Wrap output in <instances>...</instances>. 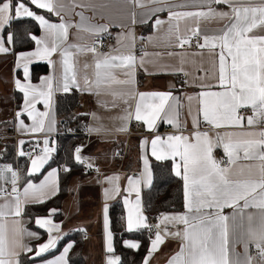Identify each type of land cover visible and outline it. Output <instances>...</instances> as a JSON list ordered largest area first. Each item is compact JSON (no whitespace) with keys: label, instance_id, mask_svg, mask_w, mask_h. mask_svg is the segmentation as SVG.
Instances as JSON below:
<instances>
[{"label":"snow or ice","instance_id":"6c2138e0","mask_svg":"<svg viewBox=\"0 0 264 264\" xmlns=\"http://www.w3.org/2000/svg\"><path fill=\"white\" fill-rule=\"evenodd\" d=\"M152 3L161 4V7L154 9L155 13L168 11L169 20L157 19V28L165 23L169 24L168 39L173 37L176 46H195L206 50L213 59V66L216 68L214 79L215 84L201 83L203 89L195 97L188 96V112L192 114V101L197 102V114L192 119V130L188 135L187 123L179 120V113L176 107L180 106L178 97H174L171 91L168 92H138L132 93L113 92V97L123 99L131 96L135 100L134 109L129 104L125 115L121 119L127 124L132 120L141 122L148 131L157 128L158 121H164L176 128V132L162 137L159 134L149 142L142 140L141 146L151 144V155L156 161L173 162L172 170L177 177L183 180L184 213L161 214L155 225L149 224L141 207V184L145 187L152 185V171L147 155L143 156V171L140 176H129L128 186L125 191L130 196L135 193V200L127 196L124 204L127 207L126 226L127 231L149 229L154 231V238H151V246L147 255L143 258V264H151L153 254L160 245L165 242L166 237L171 236L181 241L179 250L167 261V264H264V130L258 133V139L253 138L257 134L248 132L218 131L221 128H242L246 120L247 126L264 124V0L253 3L238 2V0H206V9L200 11H172L173 5L168 0H151ZM29 4L37 9H46L49 13L60 16L55 0H0V53L11 51L9 45L16 42V34L6 31L13 21L24 18H31L38 22L44 32L39 37L29 34L28 38L35 42L36 48L31 52L18 54L16 68H22L24 82L15 80V87L23 93V107L16 112V119L21 130H28L32 133L45 131V120L50 116L53 94L56 91L69 93L73 88L79 90L96 91L100 95L99 87L102 83L131 85L135 82V70L137 57L129 52L127 54L112 52L104 53L93 45L68 44L69 29L73 24L60 18L59 23H53L44 15L37 14ZM215 5H225L228 11L217 10ZM62 7V5H61ZM81 15L82 20L83 15ZM188 18L192 19H217L227 21L217 34H202L198 26L185 28L181 32L180 22ZM175 21V23H173ZM146 21H141L144 23ZM133 23L135 20L133 19ZM80 27L81 25H75ZM107 25H91L90 30L94 33L107 32ZM135 40L131 31L124 36ZM151 41V37L148 38ZM202 39V42H201ZM118 43L121 37H117ZM103 45L101 44V47ZM71 49H75L73 52ZM57 54L59 59H52ZM90 54L92 62L79 60V55ZM33 58L47 60L56 71V87L53 86V77L42 78L39 85H33L30 80L29 63ZM143 64V59L140 60ZM178 71H183V67ZM123 75L124 79L118 76ZM94 77V79H93ZM218 88L219 90H211ZM138 97V99H137ZM171 101V103H170ZM128 103V100H124ZM42 103L45 111L41 112L37 104ZM115 106V101L113 102ZM250 110L252 115L245 116L242 113ZM26 115L31 119V126L26 125L22 116ZM96 119L95 113H92ZM202 116V121L200 119ZM209 127L201 130V123ZM50 121L48 131L53 129ZM99 129L89 128V131ZM126 126L119 131H127ZM22 146L25 141H20ZM36 142L32 152L26 153L20 148L18 154L21 157L28 156L30 167L24 176L18 170H14L10 164L0 165V264H22L21 253H32L33 248L23 243L22 240H13L11 245L6 237V226L2 218L6 215L20 217L22 215V203H44L50 196H55L60 191L58 170L52 169L44 175L39 183H33L29 177L42 173L45 165L52 159L55 147H50V139ZM222 147L226 158L217 159L214 149ZM37 149L39 151L37 152ZM82 148L77 147L74 152V159L79 164H85L87 157L81 155ZM242 153V156H241ZM259 161V179H234L232 165L238 160ZM88 169L94 165L91 162L86 164ZM248 172L251 174L252 166L249 165ZM64 172L71 169L64 167ZM99 172V169H96ZM241 169L240 175H243ZM105 182L111 185L105 188L106 198H111L120 193L118 175L106 176ZM10 180V191L4 187ZM25 180L22 192L18 188V182ZM41 194L44 198H41ZM12 197H15L13 200ZM23 197V201L21 200ZM31 198V200L29 199ZM242 202V203H241ZM225 208L233 209L231 215L224 214ZM254 208L261 213V224L258 229L252 227L254 215L247 214L249 227L246 232L230 240L229 221L235 222L240 217L243 228L245 210ZM56 209H51L49 217L37 218L36 224L48 232V240L39 244L34 255L41 256L57 246L61 236L52 235L59 232L60 225L50 218L55 215ZM17 224L16 232L21 236L27 235L39 238L35 232ZM169 226L175 229L170 230ZM104 228L106 235V251L109 254L106 264H121L120 257L115 256L112 244V232L109 230L108 206L104 207ZM128 248L138 249V242L124 241ZM243 244L244 252L235 251L236 245ZM73 244L69 243L64 247L63 252L46 264H69V252ZM254 247L255 254L251 248ZM19 249V251H17ZM235 257V258H233ZM243 257V258H241Z\"/></svg>","mask_w":264,"mask_h":264},{"label":"crops","instance_id":"0c3cea01","mask_svg":"<svg viewBox=\"0 0 264 264\" xmlns=\"http://www.w3.org/2000/svg\"><path fill=\"white\" fill-rule=\"evenodd\" d=\"M28 0H25L27 3ZM238 2L248 3L249 0H238ZM251 2L256 3L258 0H251ZM57 9L60 12V16L52 13L56 16V20H50L46 15L37 12L39 15H44L46 19L53 23H59L60 18L63 17L65 21H69L73 24V27L69 29V36L67 39L68 44L73 45H91L93 38L96 35H104L107 33L111 37V48L110 50L104 52H112L127 54L132 52L137 57V67L135 70V82L131 85H119V84H107L102 83L99 87L100 95H97L96 91L79 90L73 88L72 90H78L82 95V105L80 108L81 113L88 114V125L86 133V140L84 143L80 144L79 147L82 148L81 155L87 157L88 161L91 162L94 167L100 169L101 173H95L89 171L86 173H81L75 175L70 182L69 195L65 197L63 203V220L61 222L55 221L53 217L50 218L56 224L60 225L59 232H53L52 235H58L63 237L65 234L78 230L83 233L85 238V255L88 259V264H106L108 253L106 251V235L104 228V207L108 206V218H109V230L112 232V244L114 248V232L111 229V219H110V205L120 200L124 208V223L126 226V216L127 207L124 204V199L127 196L130 200H135V193L130 196L125 191L128 186L127 178L129 176L138 177L143 171V159L142 157L147 155L149 157V162L151 166V160L155 159L151 155V144L141 146V142L147 139L149 142L158 134V130L164 126H172L164 121H158L157 128L154 131H148L146 126L135 120L130 122H125L121 119L125 115V110L128 109L129 104L132 105L134 109L135 100L131 96H125L123 99L119 97H113L111 93L113 92H124L132 93L133 95L138 92H168L171 91L174 97H178L180 100V106L176 107V111L179 113V120L183 124L187 123V130L184 131L185 135H188L192 130V119L193 116L197 114V102L192 101V114L189 115L188 112V96H196L203 89L200 87L201 83L204 84H215L214 79L216 68L213 66V59L210 57L206 50H203L201 55L200 49H184L176 46V40L174 37L169 40V24L165 23L159 28L155 25L157 19L168 21L169 14L168 11L155 13L153 10L161 7V4L152 3L151 0H55ZM168 3L173 5L172 11L185 12V11H200L206 9V0H168ZM62 5V7H61ZM30 7V5H29ZM217 10L228 11V7L225 5H215ZM47 11L46 9H42ZM83 15V20L81 15ZM133 19L135 23H133ZM141 21H146L141 23ZM151 23L152 29L148 30L146 33H142V27L146 24ZM175 23V21H173ZM227 21H220L217 19H192L188 18L180 22L181 32L185 28H193L198 26L202 34L213 35L217 34L218 31L223 28ZM75 25H81L76 27ZM91 25H107V32L105 33H94L90 30ZM134 33L135 40L131 38H124L129 32ZM44 35L41 29L37 37ZM121 37L120 43L117 41V37ZM151 37V41H149ZM11 51L8 53H0V135L6 134L12 130H16L24 139L37 138L41 144L45 138L50 139V147H55L57 149V143L54 141L55 136L58 134V122L59 117L56 114V97L59 93L63 91H56L53 94V103L51 108L50 116L45 120V131L40 133H32L28 130H21L19 127V122L16 119V112L23 107V93L20 92L15 87V80L20 79L24 82V73L22 68H16V63L18 59V54H12L13 44L9 45ZM35 47L26 52H31ZM75 52V49H71ZM52 59L58 60L57 54H53ZM92 62V57L90 54H80L79 60L83 62L84 60ZM143 59V64H140V60ZM48 61L33 58L31 63H29V74L30 80L33 85H39L42 78L46 76L53 77V86L56 87V76L57 73L53 67L49 64V71L44 73L38 81H32L31 78V66L35 63ZM183 67V71H178L179 68ZM20 70V71H18ZM21 72L20 74L17 73ZM5 75V78L4 76ZM119 79H124L123 75L118 76ZM94 79V77H93ZM71 90V91H72ZM211 90H219L218 88H213ZM19 95L21 97L20 105H17L16 97ZM138 99V97H137ZM124 100H128L125 103ZM115 101V106L113 102ZM171 103V101H170ZM37 108L39 111H45L43 104L38 103ZM92 113H95L96 119H93ZM252 115L249 110L245 116ZM21 119L24 120L26 125L31 126L32 121L26 115L22 116ZM202 121V116H200ZM50 121H54L51 124L52 131H48L50 126ZM137 122L140 127L133 128V124ZM126 126L127 131H119L121 127ZM175 128L174 126H172ZM201 130L207 129L209 126L202 122ZM89 128L99 129L98 131H89ZM176 130V128H175ZM264 130V124L255 125L252 127L247 126L246 120L244 121V127L242 128H221L218 131H233V132H254L257 135L253 138H259L258 133ZM170 134V133H169ZM165 137L166 134H159ZM126 146L127 151L126 157L122 162V167L119 170V162L115 158L117 150L121 147ZM43 147V144H42ZM217 152H223L222 147L214 149V155ZM224 153V152H223ZM53 155V154H52ZM242 156V153H241ZM17 163L0 162V165L10 164L14 170H18L21 173V166L19 164V159H16ZM259 161L257 160H238L234 165H232V173L234 179H259L260 169ZM25 172H27L30 167V160L25 162ZM251 165V174L249 175L248 167ZM52 169L59 168H49L48 171ZM241 169H244L243 175H240ZM136 171L134 174L132 172ZM152 171V168H151ZM44 175L37 181L33 183H39ZM118 175L120 193L114 195L111 198H106L104 189L110 188L107 182H105L106 176ZM58 180H59V170H58ZM11 184L10 180L4 185ZM18 188L22 192L23 186L21 181L18 182ZM146 187L141 184V207L146 215L143 205V191ZM49 197L50 196L49 194ZM41 198L44 195L41 194ZM14 200L15 197H12ZM31 200V198H29ZM48 199V198H47ZM23 201V197H21ZM3 199H0V203H4ZM32 202H28L29 204ZM242 203V202H241ZM22 203V208L25 205ZM186 210L182 211H168L161 214H174V213H184ZM233 209L225 208L224 214L231 215ZM23 213V211H22ZM252 213L254 215V220L252 222V227L258 229L261 224V213L254 208L245 210V218L243 220V228L239 225L241 224L240 217L237 216L235 222L229 221V236L230 240L236 238L241 234V232H246L249 223L247 221V214ZM159 214L158 217L161 215ZM38 217V218H45ZM20 221V226L26 228L30 232H35L40 237V232L36 229H32L26 226V220L21 215L16 217L14 215H6L2 218V222L6 226V237L11 245V242L15 240H22L23 243L29 245L33 248V255L39 244L45 243L48 240V232L42 240H37V238L29 237L26 234L21 236L16 232L17 224L15 221ZM148 222V221H147ZM158 222V221H157ZM170 230L175 231L174 228L169 226ZM46 230V229H45ZM154 238V237H151ZM39 239V238H38ZM34 241H36L34 243ZM126 241L138 242L135 239H127ZM181 241L177 238L168 236L165 242L160 245L158 250L153 254L151 258V264H167V261L179 250ZM67 246V245H66ZM151 246V243H150ZM54 249V248H53ZM64 249V248H63ZM52 250V249H51ZM19 251V249H17ZM235 251L238 253L244 252L243 244L236 245ZM253 254L254 248H251ZM63 252L60 251L58 254L32 264H46L47 261L55 259ZM23 253V252H22ZM21 253V254H22ZM115 256H119L116 252L113 253ZM35 256V255H34ZM235 258V257H233ZM243 258V257H241ZM121 259V257H120Z\"/></svg>","mask_w":264,"mask_h":264},{"label":"trees","instance_id":"16d2710c","mask_svg":"<svg viewBox=\"0 0 264 264\" xmlns=\"http://www.w3.org/2000/svg\"><path fill=\"white\" fill-rule=\"evenodd\" d=\"M30 7L33 11L46 15L50 20L57 19L56 16H53V14L48 11L37 9L32 5H30ZM151 29V23H148L142 27V33L144 34ZM6 31H11L16 34V42L13 44L12 49V54L14 55L19 52L30 51L35 47V42L28 38V36L29 34L37 36L41 31V27L35 20L24 18L19 21H13L10 28ZM48 71V63L37 62L33 64L30 72L32 81H38L40 77ZM20 73L21 72L18 74ZM81 98V93L76 89L69 93L63 92L57 95L55 99V108L56 114L59 117V122L57 127L58 134L54 138V141L57 143V149L53 153L52 159L45 165L42 173H38L34 177H29L32 181H37L49 168H59L60 191L58 194L46 199L44 203L26 204L23 209L22 216L26 220V226L36 229L41 233L37 240L45 238L47 232L36 224V219L38 217L49 216L50 210L56 209L57 212L52 217L55 221L61 222L64 217L62 212L63 203L66 199L65 197L69 195L70 182L75 175L84 172L81 164L77 163L74 159L75 149L82 144L83 139L86 140L87 136L85 131L88 125V114L81 113L80 111L82 105ZM15 102H17V105H20L21 97L19 95H17ZM2 145L3 150L0 152V162L16 164L15 148L12 140L6 139L3 141ZM27 160L23 157L19 159L21 176H24L26 173L24 164ZM172 165L173 162L171 160H151L152 185L146 187L142 194L143 209L146 212L148 222L161 213L184 210L183 180L181 177L175 175L172 170ZM64 167L70 168L71 171L64 172L62 170ZM24 184L25 180H21V185ZM110 219L111 229L114 232V252L120 255L121 264H143V258L147 255L152 237L148 229H140L131 232L127 231L124 223V208L120 200L110 205ZM127 239L138 240L140 247L138 249L126 247L124 241ZM35 242L36 241H34V243ZM69 243L73 244L68 254L69 264H88L89 261L85 255V238L82 232L78 230L65 234L62 239L58 241L57 246L49 252L39 257L34 256L33 252H23L20 259L22 264L37 263L45 258L48 259L58 254Z\"/></svg>","mask_w":264,"mask_h":264},{"label":"built area","instance_id":"2783aa9c","mask_svg":"<svg viewBox=\"0 0 264 264\" xmlns=\"http://www.w3.org/2000/svg\"><path fill=\"white\" fill-rule=\"evenodd\" d=\"M201 42H202V39H201ZM95 44V46L98 48L99 51H102V52H106L108 50H110L111 48V37L109 35L104 34V35H96L94 36L93 38V42L91 43V45ZM101 44L103 45L101 47ZM184 49H198L196 46H195V42H193V45L192 46H185ZM249 111V110H248ZM248 111L246 112H243L242 114L243 115H246L248 113ZM138 126L140 127V124H138L137 122H135L133 124V128H138ZM177 130H175V128H173L172 126H164L163 128H161L160 130H158V134H169V133H174L176 132ZM6 139H10L12 140L13 144H14V148H15V158L16 159H20L21 156H19L18 152L20 150V148L22 147L23 151H25L26 153H30L33 151V149L36 147V142L39 141L37 138H33V139H27V141L24 139L23 136H21L16 130H12L10 132H7L6 134H1L0 135V152L3 150V141H5ZM25 140V143L21 146L20 145V141H24ZM85 139H83L82 143L85 142L84 141ZM40 147L42 148V144L40 143ZM39 151V149H37V152ZM127 151V147L126 146H123L121 147L119 150L116 151L115 154V158L116 160L119 162V170L121 169V165H122V162L124 161L125 157H126V152ZM217 159H221V158H226L225 157V154L223 152H217L216 153V156H215ZM23 158H25L26 160H30L28 156H24ZM89 161L86 160L85 161V164H81L82 166V169L84 172H89V171H93V172H96V173H101L100 169L97 168V167H93L92 169H88L86 167V164L88 163ZM96 169H99V172L96 171ZM134 174H136L137 172L134 171L132 172ZM6 189H8L10 191L11 189V184H7ZM158 216L156 215L151 221H149L148 223L149 224H152V225H155L157 224L158 222ZM149 231V229H148ZM154 229L152 231H149L150 235L152 237H154ZM83 234V233H82ZM254 248V247H252ZM254 252H255V249H254Z\"/></svg>","mask_w":264,"mask_h":264},{"label":"rangeland","instance_id":"374dc122","mask_svg":"<svg viewBox=\"0 0 264 264\" xmlns=\"http://www.w3.org/2000/svg\"><path fill=\"white\" fill-rule=\"evenodd\" d=\"M4 76V78H5V75H3Z\"/></svg>","mask_w":264,"mask_h":264}]
</instances>
